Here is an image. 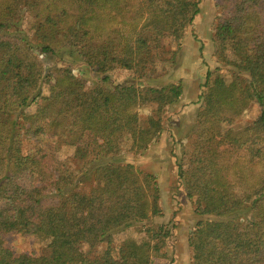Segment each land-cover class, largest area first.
Returning <instances> with one entry per match:
<instances>
[{
  "label": "trees",
  "instance_id": "1",
  "mask_svg": "<svg viewBox=\"0 0 264 264\" xmlns=\"http://www.w3.org/2000/svg\"><path fill=\"white\" fill-rule=\"evenodd\" d=\"M222 6L215 55L234 84L206 74L177 179L200 218L188 238L191 264H264V0ZM198 13L195 0H0V264H152L161 255L163 226H144V237L117 248L113 238L161 214L155 177L124 158L161 135L164 108L182 89L113 85L109 74L151 78L174 61ZM164 37L176 46L169 56ZM37 50L54 64L40 68ZM76 64L81 75H98L91 88ZM250 103L258 119L227 128ZM149 104L156 109L141 120ZM24 141L34 147L26 156ZM65 148L81 164L77 175L57 156ZM11 233L47 242V253L15 256L4 245Z\"/></svg>",
  "mask_w": 264,
  "mask_h": 264
},
{
  "label": "rangeland",
  "instance_id": "2",
  "mask_svg": "<svg viewBox=\"0 0 264 264\" xmlns=\"http://www.w3.org/2000/svg\"><path fill=\"white\" fill-rule=\"evenodd\" d=\"M198 2L199 13L194 17L192 24L187 27L180 41L179 50L174 61L166 62L163 67L157 66L156 72L149 79L137 78L130 71L115 69L110 74V84L118 85L133 81L138 88H160L169 85H180L182 94L178 101L164 108L162 123L164 130L161 135L149 145L148 149L138 153H126L125 162H130L143 173L155 177L159 188L160 215L152 217L148 225H140L123 231L113 238V247L126 237L140 239L144 237V226L157 229L160 226L170 231L165 240V247L161 255L152 260V264H191V250L188 238L196 223L200 220L194 213V204L186 197L184 188L177 179V163H185L192 150L193 130L196 115L202 107L200 98L206 92V74L220 75L229 88L233 87L232 70L218 63L215 55L216 43L214 31L217 20L224 14L223 0H195ZM28 20L24 21V29L28 31ZM32 38V34L28 32ZM34 41V40H33ZM164 51L167 56L175 51L176 46L169 37L163 39ZM37 65L45 69L55 62L53 58L40 53H35ZM64 64H66L64 62ZM68 65V64H67ZM162 67V68H161ZM73 73L82 77L86 88H91L98 75L89 73L81 75L80 65H72ZM88 73V72H87ZM43 88V86H42ZM47 87L42 89V96H47ZM41 99L32 103L25 112L34 114L42 104ZM154 104L144 105L138 110L141 120L153 113ZM260 109L250 103L231 125L227 128L238 130L251 124L259 117ZM87 138L84 139L86 141ZM34 151L33 145L24 141L22 155L26 156ZM58 158L64 162L70 172L80 173L81 164L73 159L71 149H61ZM146 224V223H144ZM4 245L15 255L31 254L41 256L47 253V242L37 237L11 233L4 238ZM104 247H100V251ZM115 255V253L113 254Z\"/></svg>",
  "mask_w": 264,
  "mask_h": 264
}]
</instances>
